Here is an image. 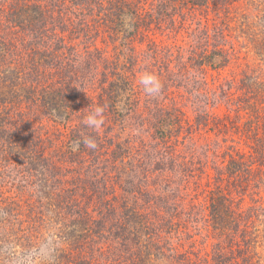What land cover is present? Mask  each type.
<instances>
[{"label":"trees","instance_id":"trees-1","mask_svg":"<svg viewBox=\"0 0 264 264\" xmlns=\"http://www.w3.org/2000/svg\"><path fill=\"white\" fill-rule=\"evenodd\" d=\"M147 3L0 0V264H15L13 257L48 236L58 248L53 264H198L170 242L180 237L181 226L186 230V222H179L178 198L161 189L172 186L169 174L182 173L176 154L180 136L201 133L205 138L208 132L225 143L223 164L207 194L211 262L264 264V79L254 72L238 82L209 85L206 79L221 78L245 49L264 66V0H159L155 8ZM184 9L210 12L206 19L212 24L204 35L213 42L196 47L187 60L191 74L203 75L192 88L181 86L187 94L182 97L195 109L193 122L162 108L148 122L163 148L161 160L156 153L152 163L161 182L151 184L142 172L152 173L151 165L148 170L133 141L123 139L126 120L140 109L134 44L152 24H171ZM124 15L133 18L132 30L123 27ZM100 36L107 38L113 55L111 60L108 54L97 56L102 65L98 82L84 92L76 71L78 58H88L78 49L86 46L93 57L90 50L98 51ZM217 102L233 106L235 116L211 117L209 108ZM96 106L105 109L99 130L75 124ZM30 109L67 129L60 148L52 149L36 132L26 118ZM85 136L95 137L98 147L81 143L73 151L72 143ZM109 163L118 195L104 179Z\"/></svg>","mask_w":264,"mask_h":264},{"label":"rangeland","instance_id":"rangeland-1","mask_svg":"<svg viewBox=\"0 0 264 264\" xmlns=\"http://www.w3.org/2000/svg\"><path fill=\"white\" fill-rule=\"evenodd\" d=\"M158 1L147 0L146 7L149 8L148 4H152L153 8H155ZM238 1L243 2V0ZM150 11L154 12L152 9ZM206 18H211L210 12L184 9L183 16L176 18L171 24H161L160 28L152 24L146 36H143L134 44L133 60L135 62L133 70L136 74L134 86L136 97L140 100V109L139 113L137 110V115L129 117L126 120L123 139L133 141L132 144L135 146L134 152L138 160H144L148 170L151 165L152 173L142 169L145 181L148 183L161 182L159 173L156 180V171H154L156 166L152 163L155 159H158L156 153L159 154V159L161 160L162 156L160 153L163 152V148L161 149L158 144L159 142L153 139L154 129L152 124H148L155 114L154 110L162 108L164 111L170 112L173 117H181L190 123L195 118V109L186 100L187 98L182 97V95L187 97V94L181 86L186 84V87L192 88L197 80L202 81V74H191L194 70L188 68L187 60L196 47L213 42V39L209 40L204 35L206 31H209V26L212 24V21L208 23ZM103 39L105 37L100 36L95 44L99 52L91 48L90 52L92 53L90 54L93 57H90L86 53V46H80L78 49L79 53H82V56L89 59H81V62L78 58V65L80 67L76 71L80 81L85 83L84 92L89 91V89L91 91L92 86L98 82V74L99 70L102 69V65L96 59L97 56L108 54L107 59L111 60V56L113 55V47L107 42V38L106 41ZM89 47H92V45ZM229 51L233 53L232 50ZM235 52L238 54V48H236ZM144 71L155 73L160 78L163 87L158 95L149 96L140 86L138 77ZM253 72L260 79H264V66L258 60H255L253 55L245 49L241 50V53L235 57L232 64L225 70L224 75L221 78L217 77L220 80L215 79L212 81L213 78H208V76H206V79L209 85L222 83L225 79L233 80V82L236 79L238 82L243 74H253ZM196 94L198 96L202 93L196 91ZM174 102L179 104L182 112L181 115L174 110ZM211 106L209 108L211 117L220 119L225 114H229L232 117L235 116L232 109L233 106L228 107L220 102ZM26 114V118H29L36 132L51 142L49 146L52 149L61 147V142L65 140V135L68 132L63 125H57L35 109H30ZM235 120H238V124L240 123V119L235 118ZM82 122V119H77L75 124L80 126ZM113 124L111 123L113 131L110 133V136H114V132L117 133V129ZM203 136L206 137L202 138L201 133L193 136L189 134L183 140L182 135L180 136L181 143L176 148V154L178 156L177 162L183 164V166L179 167L182 173L169 174L172 186L167 191L161 189V192L171 194L172 198L174 196L178 198L180 209L182 208L179 222H186V230L181 226L182 234L179 232L180 237L177 235V239H171L170 242H173L172 244L176 248H178L176 245H181L180 250H184L183 253H188L198 264H212L211 257L214 238L211 233L208 217L207 194L212 187L216 168L221 167L223 164L221 154L224 151L225 143L221 136L212 132H208ZM104 176H108V178L104 179H106V182L108 181V184L114 186L116 190L114 194L118 195L119 190L116 186L115 171L110 163ZM166 239L169 240L168 237ZM15 249H12V251H17ZM55 249L53 258L59 255L58 248L55 247Z\"/></svg>","mask_w":264,"mask_h":264},{"label":"clouds","instance_id":"clouds-1","mask_svg":"<svg viewBox=\"0 0 264 264\" xmlns=\"http://www.w3.org/2000/svg\"><path fill=\"white\" fill-rule=\"evenodd\" d=\"M121 20L126 30H132L134 21L131 16L124 15L121 17ZM138 80L143 91L149 96L158 95L163 87L160 78L152 72L144 71L140 73ZM104 112L103 106L92 108L84 117V125L89 129L99 130L104 123ZM81 143L91 150H95L98 147L95 137L85 136L82 140L72 143V150L77 151ZM55 250L54 241L51 236H48L37 247L22 252L18 257H13V259L15 260V264H53Z\"/></svg>","mask_w":264,"mask_h":264}]
</instances>
